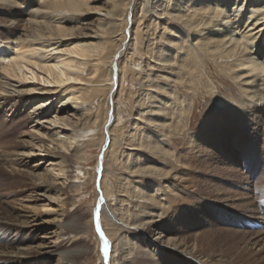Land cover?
I'll list each match as a JSON object with an SVG mask.
<instances>
[{
    "label": "bare ground",
    "instance_id": "6f19581e",
    "mask_svg": "<svg viewBox=\"0 0 264 264\" xmlns=\"http://www.w3.org/2000/svg\"><path fill=\"white\" fill-rule=\"evenodd\" d=\"M0 13V110L11 104L14 114L28 103L31 116L24 122L43 119L20 143L11 133L2 139L0 168L14 164L11 152L17 158L23 153L21 163L32 156L36 166L51 161L36 172L35 181H26L24 171L16 173L23 176L17 202L0 213V264H76V258L92 251L69 243L86 225L82 216L75 221L64 212L81 190L72 179L93 173L96 178L98 168L82 165L84 137L105 149L98 162L102 196L97 206L104 249L107 243L105 264H175L183 258L187 264H253L264 259V230L244 232L229 224L199 229L194 220L203 217H193L204 189L223 204L218 207L232 209L225 221L233 215L257 217L264 164L249 180L226 163L229 176H243L233 182L239 193L204 187L191 175L203 165L197 155L210 157L220 137L237 124L264 132V0H0ZM35 45L63 54L44 55ZM212 65L238 82L241 97L229 110L222 106L223 114L209 113L193 134L186 127L192 113L185 101L190 98L192 106L198 89L215 94L207 71ZM29 76L56 86L19 85L16 90L5 80ZM69 83L71 91L62 94L59 88ZM19 125L13 127L15 135ZM67 131L69 139L59 136ZM180 133L185 142L177 148L171 142ZM74 165L80 175L70 174ZM49 178L59 186L52 187ZM154 232L159 236L154 238Z\"/></svg>",
    "mask_w": 264,
    "mask_h": 264
},
{
    "label": "rangeland",
    "instance_id": "374dc122",
    "mask_svg": "<svg viewBox=\"0 0 264 264\" xmlns=\"http://www.w3.org/2000/svg\"><path fill=\"white\" fill-rule=\"evenodd\" d=\"M91 3L93 6L101 4L99 1H91ZM0 14L4 15L3 13H0ZM51 48H53V47H49V49H48L49 51H48V50H45L44 48H40L38 45L33 46V49L35 51L43 53L44 55L59 56V55L63 54L62 52H58L57 50H54ZM65 56L68 57V55H65ZM207 71L209 72V74H211V78L214 80V86H215L214 89L215 90L214 89L213 90H214L216 95L214 94L213 96L212 95L210 96L209 93H205V88H203V89H198V94H197L195 100L193 101L194 104L192 103L193 104L192 106L189 105L191 102L190 98L187 99L188 101L187 100L185 101V107L186 108L190 107L189 110H191L190 113H192L189 120H188L186 127H188V129L190 130V133H193V134L196 133V130L198 129L199 125L201 124L203 119L209 113L219 112V114H223V112H221L222 106L225 108V106L227 105L226 110H229V108H233L232 102H234V99H237L236 97H239V98L241 97L240 86H239L238 82L234 81V79H232L230 77V75H227V74L222 75L221 72L219 74L217 71V68H215V66H213V65L208 67ZM5 80L8 81L9 83H11L10 88H13L16 90H18V88H20L19 85L27 86V85L36 84L39 87H44L47 89L56 86V85L51 84V83L47 84V83L41 81L39 78L33 79L31 76H29V78H27V79L8 77V78H5ZM72 83H74V82H72ZM72 83H69L66 86L60 87L59 88L60 92H62V94H64L66 90H68V89L70 90ZM66 93H69V92H66ZM66 93L64 95H66ZM187 94H188V92H187ZM37 96H38V94H37ZM58 97L61 98L63 96H58ZM227 97H228V99H227ZM239 98H238V100H239ZM226 99L229 100L227 102V104H225V102L223 101V100L227 101ZM15 100H14V102H16ZM61 100L65 101V99H61ZM241 101H243V100H241ZM0 102L3 104L2 100H0ZM251 102H252L253 106H260L261 105L260 102L259 103H256L255 101H251ZM55 103L56 102H54V104ZM249 105H251V104H249ZM10 106H11V104H9V106L7 104L3 107V109L0 110V117H2V119L0 118V144H2V145H4V143H1L3 141L2 139L9 133H11L12 135L14 134L12 137V141L16 140V142L20 143V140H22L24 138L23 136L25 135V132L37 128V127L34 128L33 126H38V124L43 121V119H38V121H37L35 118V122L34 121L33 122L32 121L24 122V118L31 116L30 110H31L32 104L26 103V104L22 105L19 108V110L14 114L12 113L13 111H10ZM235 107H237V106H235ZM237 108H239V107H237ZM243 108H241V109H243ZM55 109L56 108H54L52 110H55ZM71 113H73V112H71ZM129 113L135 114V110H131V112H129ZM49 114L50 113H48V115ZM51 114H53V112H51ZM228 114H229L228 112L227 113L224 112L223 117L225 118ZM4 118L6 120H3ZM227 118H230V117H226L225 119H227ZM231 118L232 119H230V122L233 121L234 123H236L235 118H233V117H231ZM19 121H21V122H19ZM22 121H23V123H22ZM19 123H22V125H19ZM14 125H17V126L19 125L17 131L20 130V132L16 135L12 131V130H15L14 129L15 127H17ZM24 125H25V127H24ZM40 126L41 125H39L38 127H40ZM45 126H47V125H45ZM247 126H245L246 128L245 127L242 128L239 126V124H237V127L235 126L236 128L230 130L228 136H224L222 138L220 137V143L218 142L216 144L217 148L215 147V149L211 151L210 157H207L206 155H202V154L200 156L197 155V157H196L197 159L195 158L196 161L198 160L200 162L199 163L200 166L202 164L203 165L201 166V168L195 170L194 172H191L192 173L191 175L195 176V178L198 179L199 183H201L202 186H203V184H204V187L211 185L212 187L218 186V188L219 187L221 188L224 186L223 188H225L227 190H228V188L229 189L231 188L233 191H234V189H236L237 192L239 193V192H242V190L240 188H238L237 186L235 188L233 182H235V181L237 183L240 182L241 179L243 178V176L245 178H246V176H249V177H247L249 180L254 179L253 173L256 170L263 167V164H264V161H263L264 160L263 159L264 158V136H263L264 132H262L263 130L259 132L258 128L257 129H251V128H248ZM69 134L71 135L72 133L70 131H67V135L65 133H62L59 136H61V137L68 136L67 138L69 139V137H70ZM184 134L185 133H180V135H177V137H174V139H172V142H171L172 145H175L177 148L178 147L179 148L184 147V142H185ZM29 139H30L29 137L25 136V140H29ZM224 140H225V142H224ZM80 142L81 143H80L79 151L83 152L84 155L86 156V159H84V161H82V163H83L82 165H85V168L89 169L91 171H93L95 168L96 169L98 168L99 171L97 170L96 178H94V173H93V174L87 175L82 180L76 179V178L72 179V180L76 181L77 184L81 185V190L77 194L73 195L74 199L65 205L64 212L67 211L68 212V213L66 212L67 215L72 214L71 218H73L75 221L78 220V216H80V217L82 216L81 220L83 223H85L86 228H85V231L83 233L79 234V236H81L80 238H77V240L75 239L73 241L71 240L69 243L72 242L73 246H75V247H83V246L87 245L92 249V251H90L89 254L87 253V255H85L83 257L76 258V261H75L76 264H105L106 262L104 259V251H103L104 245L102 242H100L101 241L100 240V238H101L100 237V228L98 227V223H97V220H98L97 219L98 218L97 217L98 216L97 215L98 214L97 206H98V203L101 200V196H102L101 195L102 191H101V187H100V185H101V176H100L101 170L99 169L100 163H98V162L101 161V158H102V155L104 154L105 149L103 146L99 147L98 143L90 141L88 139V137H84L83 139H80ZM2 145H0V152L3 151L2 147H1ZM23 149L24 150L27 149L26 150L27 154L29 152H31L30 148H26V149L23 148ZM73 152H75V151H73ZM10 157L12 159H16L14 164L12 163V165L9 166L8 163H4V164H2L3 167L0 168V193H1L0 194V213L5 212V210L9 209L10 205H15L17 202V199H18L17 196L18 195L16 194L15 191H17L19 186L21 185L19 183V181H21V179H23L22 178L23 176L22 175L18 176V175H16V173L20 174L22 171H24V172H26V176H25L26 181L30 182L31 179H33V181H35L37 179L35 174H37L38 172H42L43 168L44 167L46 168L49 165L48 163L51 162V161H48V162L45 161V164L43 163L41 165L36 166V162L33 161L35 158H33L34 156H32V158L28 161V163H27V161H24L21 163L22 158L25 157V156H23L22 152L20 153V156H18V158L16 156V153L11 152ZM37 158H39V157H37ZM46 160H49V159L47 158ZM202 161H203V163H202ZM244 162H246L245 164L247 167L244 165ZM216 163H218V164H216ZM226 163L230 164L231 166L238 168L241 171V175H243V174L244 175L243 176H241V175L236 176L235 174L231 173L232 175L229 176L230 173L229 174L226 173V167H225ZM74 166H75L74 168H70V171H69L70 174H73L74 176L80 175L81 173L76 170L77 165H74ZM51 167H53V166H51ZM54 167L56 168L55 165H54ZM205 167H207L209 170H210V168H212V169L209 171V170L205 169ZM220 167H221V169H223L225 171L226 175H225V173L221 172ZM217 168L220 170L221 174L219 173ZM71 170H74V171H71ZM198 170H200V171H198ZM250 177H252L253 179L252 178L250 179ZM222 179H225V180L227 179V181L224 182ZM49 180H50L52 187L53 186H59L58 182H55V180H53L52 178H49ZM204 190L201 191L202 194L198 193V195H197V197H200V199L195 201L194 207L198 208V210H197L198 214H194V216H193V217H195V216L201 215V217H203V218L201 220H200V218H198L197 220H194V222H195L194 225L199 224L198 225L199 229L211 228V227H214V224H215V227L212 229L217 228L219 230V229L223 228L224 226L228 227V225H227L228 222L225 221V219H226V215L230 214L229 211L232 209L229 210V209H225L222 207H218V205L223 206V204H221L220 202L214 201V195L212 196L211 193L205 192L206 190L205 191ZM212 200H213V202H212ZM11 211H14V210H12V208H11ZM193 211H191V212H193ZM225 213H227V214H225ZM167 217L168 216L162 217L161 223H164L166 221ZM222 221L223 222L225 221V222L222 223ZM221 225H224V226H221ZM169 227L170 228H175V227L179 228L180 226H178V225L174 226L171 224ZM198 227H195V228H198ZM193 228L190 230V232L195 231V229L193 230ZM159 231L156 230L155 232H159ZM251 231H255V230H251ZM155 232L153 234L154 238L159 236L158 233H155ZM244 232H250V230L247 231V229H246V231L244 230ZM1 234L3 235V232H0V235ZM168 234H171V233H168ZM166 236H168V235H166ZM240 236H242V235H240ZM233 237L236 239H240L239 236H236V235H234ZM32 241H33V239L31 240V242ZM215 248H217V246ZM220 252L221 251L219 250V248H217V251L215 253L218 254ZM156 258H159L158 255L156 256ZM172 263H174V262H172ZM184 263L187 264L183 258V260H181V263H175V264H184ZM253 264H264V259L262 260V258H257L256 261L254 260Z\"/></svg>",
    "mask_w": 264,
    "mask_h": 264
},
{
    "label": "snow or ice",
    "instance_id": "6c2138e0",
    "mask_svg": "<svg viewBox=\"0 0 264 264\" xmlns=\"http://www.w3.org/2000/svg\"><path fill=\"white\" fill-rule=\"evenodd\" d=\"M98 227H99V225H98ZM105 254H107V243L105 242Z\"/></svg>",
    "mask_w": 264,
    "mask_h": 264
}]
</instances>
